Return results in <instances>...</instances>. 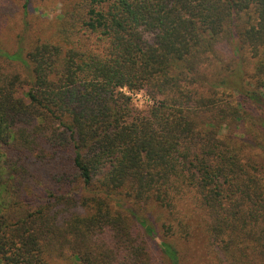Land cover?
Wrapping results in <instances>:
<instances>
[{"label":"trees","instance_id":"obj_1","mask_svg":"<svg viewBox=\"0 0 264 264\" xmlns=\"http://www.w3.org/2000/svg\"><path fill=\"white\" fill-rule=\"evenodd\" d=\"M231 93L264 99V0H68L52 36L0 48V264H157L148 237L180 264L160 237H188L184 198L219 264H264V166L221 134L246 122ZM113 197L167 210L162 235Z\"/></svg>","mask_w":264,"mask_h":264},{"label":"rangeland","instance_id":"obj_2","mask_svg":"<svg viewBox=\"0 0 264 264\" xmlns=\"http://www.w3.org/2000/svg\"><path fill=\"white\" fill-rule=\"evenodd\" d=\"M67 1L68 0H31L26 12L23 5L24 0H4L5 9L0 15V48L10 53L21 50L25 55L29 44L36 40V38L50 37L55 33L58 16L61 14L62 7ZM229 46L230 45H226L224 47V52L222 53L223 61L218 64L228 70L237 68V77L240 79L242 78V83L240 84H243L246 88H254L252 87L253 80H250L249 76L251 73L249 66L242 61L241 57L229 55L230 50L234 51V49ZM232 54L235 53L233 52ZM16 62L20 64L19 61ZM13 64L17 65L15 62H13ZM240 79L237 81H240ZM233 82L235 84V81ZM217 89L220 90L221 88ZM231 90L232 89H228V91L232 92ZM130 94L133 96V102L138 107H146L152 103L150 97L143 91ZM237 94L238 93H231L227 94V96L230 95V100L234 101L236 104L240 102L239 105H241L242 110H244L246 122L243 123V126L242 123H240L239 128H232L227 125L224 127L221 134H236L243 136L244 132V138L249 143L244 151L245 156L264 166V99L261 103H257L252 99ZM223 98L225 99L226 97L224 96ZM113 198L118 201L116 197ZM119 203L121 207L123 206V209L128 207L135 209L140 215L149 219L158 234L160 236L162 235V224L170 217L167 210L151 204L137 206L131 202L126 204L124 202ZM180 206L182 209L178 210L176 217L177 219L182 218L183 222L189 225L190 233L187 235L188 237H180L178 239L160 238L175 244L179 250L180 264H219L217 257L208 246L207 234L205 227H203V214L195 200L184 198ZM175 229L180 230V226L175 225ZM178 232L180 233V231ZM147 246L157 264H171L164 256L160 245L153 237H148ZM250 256H245V260L238 259L241 264H260L250 261ZM66 263L84 264L73 255H69V260H67ZM56 264H65V262L61 261Z\"/></svg>","mask_w":264,"mask_h":264}]
</instances>
